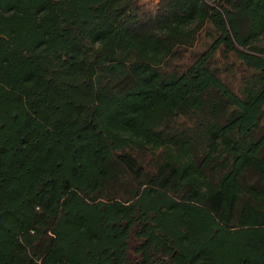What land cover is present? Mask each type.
<instances>
[{"label":"trees","instance_id":"trees-1","mask_svg":"<svg viewBox=\"0 0 264 264\" xmlns=\"http://www.w3.org/2000/svg\"><path fill=\"white\" fill-rule=\"evenodd\" d=\"M263 9L0 0V264H264ZM224 47L244 94L214 64Z\"/></svg>","mask_w":264,"mask_h":264},{"label":"rangeland","instance_id":"rangeland-1","mask_svg":"<svg viewBox=\"0 0 264 264\" xmlns=\"http://www.w3.org/2000/svg\"><path fill=\"white\" fill-rule=\"evenodd\" d=\"M206 1L209 3H213V0ZM193 28V23L185 24L182 27V29L187 32L191 31ZM215 36L216 33L213 29V25L210 22H207L206 25L199 32H197V36L192 46H179V51L182 54L179 56V58H174L173 63H175L178 67L185 66L194 56V53L196 51L203 50ZM249 45L255 47H261L264 45V9L259 11L255 16L253 33L249 41ZM165 55L166 54H164V49L154 48L150 50L147 56V60L151 63V65L158 66L162 63ZM214 64L218 66L221 75L227 82L231 84V86L235 90L241 91L243 94L245 93L248 88L245 81L248 70L232 52L228 51L227 48L224 47L222 51H219L216 54ZM118 129L123 133V135H129L134 142H136L139 137H137V135H133V133L128 131L126 126H121ZM147 144L152 145V143ZM163 149L164 147H159L157 148V151H161ZM191 170L192 167L189 166L187 171L190 173Z\"/></svg>","mask_w":264,"mask_h":264}]
</instances>
